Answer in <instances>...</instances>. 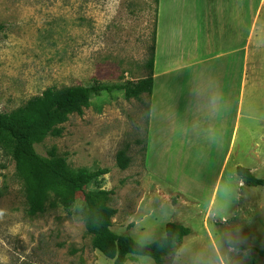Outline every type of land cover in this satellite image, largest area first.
<instances>
[{
	"label": "rangeland",
	"instance_id": "374dc122",
	"mask_svg": "<svg viewBox=\"0 0 264 264\" xmlns=\"http://www.w3.org/2000/svg\"><path fill=\"white\" fill-rule=\"evenodd\" d=\"M157 8L158 0H0V112L47 87L147 77ZM248 17V79L244 86L237 77L229 92L227 82L213 81L222 96L215 118L197 110L196 83L182 92L177 112H165L164 83L155 79L151 95L138 100L121 92L91 100L68 115L60 137L34 146L39 155L52 149L64 156L72 169H108L87 189L110 192L105 203L117 211L111 230L118 236L146 245L164 235L167 222L184 219L190 235L173 264H264L257 253L264 250V188L246 186L235 172L247 167L264 179V0H249ZM228 71L218 67L216 76ZM196 121L216 127L220 138L210 142L193 130ZM121 150L124 170L115 159ZM27 192L0 147V264H112L91 246L81 200L66 210L49 194L28 217ZM240 237L245 250L224 243ZM125 264L155 263L129 255Z\"/></svg>",
	"mask_w": 264,
	"mask_h": 264
},
{
	"label": "trees",
	"instance_id": "16d2710c",
	"mask_svg": "<svg viewBox=\"0 0 264 264\" xmlns=\"http://www.w3.org/2000/svg\"><path fill=\"white\" fill-rule=\"evenodd\" d=\"M3 29L4 26L0 24V33ZM147 65L150 75L137 81L110 84L94 82L64 89L47 87L15 110L0 112V147L7 151L16 173L28 187L26 215L33 217L41 211L49 194L58 197L66 210L81 200L85 207V231L94 236L91 246L111 259L112 264H125L128 255L149 257L155 264H171L183 238L190 235L189 227L167 222L164 235L146 245L130 237L118 236L111 230V219L117 211L105 203L110 192L100 188L87 189L92 183L98 184L108 169H72L64 156L56 155L52 149L47 155H39L34 146L48 136L60 137L63 131L61 125L67 121L68 115L81 114L83 107L104 93L121 92L126 100H138L143 94L150 96L154 52ZM115 159L117 166L124 170L128 160L122 150L116 153ZM235 172L246 186L264 188V179L256 177L249 168L237 166ZM245 249L247 247L243 245L242 250ZM257 253L264 261V250L257 249Z\"/></svg>",
	"mask_w": 264,
	"mask_h": 264
},
{
	"label": "crops",
	"instance_id": "0c3cea01",
	"mask_svg": "<svg viewBox=\"0 0 264 264\" xmlns=\"http://www.w3.org/2000/svg\"><path fill=\"white\" fill-rule=\"evenodd\" d=\"M248 11L249 0H158L152 79L153 85L155 79L164 83L160 108L177 112L189 83L225 81L229 92L230 84L236 85L240 77L246 85ZM224 66L230 74L220 72L216 76V68ZM217 88L221 92L219 85ZM189 94L186 89L185 96ZM174 222L186 224L181 217Z\"/></svg>",
	"mask_w": 264,
	"mask_h": 264
},
{
	"label": "clouds",
	"instance_id": "9594fccd",
	"mask_svg": "<svg viewBox=\"0 0 264 264\" xmlns=\"http://www.w3.org/2000/svg\"><path fill=\"white\" fill-rule=\"evenodd\" d=\"M192 94L199 101L196 106L197 110L201 111L206 119L215 118L219 114L222 96L213 82L194 86ZM192 127L193 130L202 133L210 142H216L220 138V132L214 126H205L201 121H196L193 123ZM245 242L246 241L242 237L238 238V241L234 238L232 243H229L228 238L224 240L226 246L231 248L240 247L241 249Z\"/></svg>",
	"mask_w": 264,
	"mask_h": 264
}]
</instances>
